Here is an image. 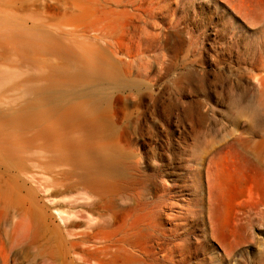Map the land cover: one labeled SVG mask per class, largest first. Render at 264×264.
Listing matches in <instances>:
<instances>
[{"label":"rangeland","instance_id":"rangeland-1","mask_svg":"<svg viewBox=\"0 0 264 264\" xmlns=\"http://www.w3.org/2000/svg\"><path fill=\"white\" fill-rule=\"evenodd\" d=\"M133 1L86 18L112 25L106 49L65 36L78 19L59 5L0 0V80L110 130L128 183L112 211L151 256L137 264H264V0Z\"/></svg>","mask_w":264,"mask_h":264},{"label":"bare ground","instance_id":"bare-ground-1","mask_svg":"<svg viewBox=\"0 0 264 264\" xmlns=\"http://www.w3.org/2000/svg\"><path fill=\"white\" fill-rule=\"evenodd\" d=\"M34 2L78 19L65 36L106 49L113 47L112 25L89 28L86 18L138 11L133 0ZM36 87L35 80H0V264H137L151 257L140 228L126 229L112 211L128 183L120 177V150L107 142L110 130L72 124L49 91L40 103L33 99ZM156 236L159 250L160 230Z\"/></svg>","mask_w":264,"mask_h":264}]
</instances>
